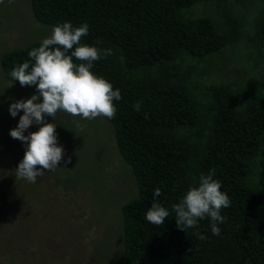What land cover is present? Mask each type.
<instances>
[{"label":"trees","instance_id":"trees-1","mask_svg":"<svg viewBox=\"0 0 264 264\" xmlns=\"http://www.w3.org/2000/svg\"><path fill=\"white\" fill-rule=\"evenodd\" d=\"M204 1L32 0L40 22H86L90 30L81 42L99 40L114 52L91 71L121 92L115 118L107 119L140 189L123 205L124 264H264V92L241 106L231 85H202L199 79L204 57L242 37L237 8L245 0H218L228 26L223 32L210 17L185 12ZM253 39L264 65V4ZM41 42L2 56L8 79ZM137 100L143 101L139 112ZM209 169L231 201L221 211L226 219L218 224L220 236L212 235L207 218L186 232L174 216L160 226L145 220L156 188L162 192L157 201L171 209Z\"/></svg>","mask_w":264,"mask_h":264},{"label":"rangeland","instance_id":"rangeland-1","mask_svg":"<svg viewBox=\"0 0 264 264\" xmlns=\"http://www.w3.org/2000/svg\"><path fill=\"white\" fill-rule=\"evenodd\" d=\"M263 0H245L242 37L222 52L204 57L199 66L202 85H231L239 104L264 92V65L254 41ZM185 12L210 17L217 30L228 26L218 0H206ZM55 25L40 22L32 0L0 3V264H124L123 205L139 196L137 176L121 154L113 124L106 117L83 119L57 112L58 144L64 160L35 183L16 178L25 145L10 136L22 111L9 113L13 100L30 98L35 86L8 79L2 56L43 41ZM255 93V94H256ZM42 99V98H41ZM32 125L25 131H37Z\"/></svg>","mask_w":264,"mask_h":264},{"label":"clouds","instance_id":"clouds-1","mask_svg":"<svg viewBox=\"0 0 264 264\" xmlns=\"http://www.w3.org/2000/svg\"><path fill=\"white\" fill-rule=\"evenodd\" d=\"M89 30L86 22L79 26L70 21L55 25L51 35L28 52L30 59L14 66L9 73L12 81L18 80L22 87H36L30 98L13 100L9 105L12 117L23 113L17 126L10 129V136L25 145L24 156L16 168V178L35 183L46 171L61 167L62 161L65 164L71 162V157L64 160V148L58 144L56 124L46 122V117L55 120L57 112L61 111L88 120L101 116L114 119L116 116L114 102L122 99L120 90H114L106 78L91 71L95 62L114 52L111 48L100 47L99 40L92 45L82 43V37L87 36ZM142 104V100L134 102V110L139 112ZM32 125L40 127L25 135ZM215 174V169H209L207 174L201 173L198 183L190 186L171 209L157 201L156 197L162 192L156 188L145 220L160 226L164 225L166 218L174 216L176 227L186 232L196 229L199 221L207 218L212 235L220 236L218 224L226 219L221 211L229 207L231 201L227 193L221 191V182L213 178ZM195 234L201 240L206 239L198 232Z\"/></svg>","mask_w":264,"mask_h":264}]
</instances>
